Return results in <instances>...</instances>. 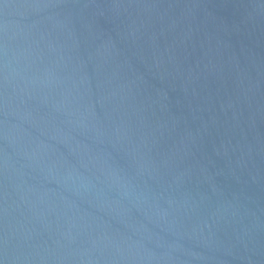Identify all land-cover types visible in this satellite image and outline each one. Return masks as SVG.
Returning a JSON list of instances; mask_svg holds the SVG:
<instances>
[{
  "label": "water",
  "instance_id": "obj_1",
  "mask_svg": "<svg viewBox=\"0 0 264 264\" xmlns=\"http://www.w3.org/2000/svg\"><path fill=\"white\" fill-rule=\"evenodd\" d=\"M0 264H264V0H0Z\"/></svg>",
  "mask_w": 264,
  "mask_h": 264
}]
</instances>
